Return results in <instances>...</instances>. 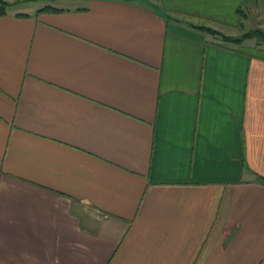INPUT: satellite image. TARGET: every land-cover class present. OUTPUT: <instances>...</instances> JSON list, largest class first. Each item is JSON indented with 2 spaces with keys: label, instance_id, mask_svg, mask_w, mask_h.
I'll return each mask as SVG.
<instances>
[{
  "label": "crops",
  "instance_id": "crops-1",
  "mask_svg": "<svg viewBox=\"0 0 264 264\" xmlns=\"http://www.w3.org/2000/svg\"><path fill=\"white\" fill-rule=\"evenodd\" d=\"M3 1L0 264H264V0Z\"/></svg>",
  "mask_w": 264,
  "mask_h": 264
},
{
  "label": "trees",
  "instance_id": "trees-1",
  "mask_svg": "<svg viewBox=\"0 0 264 264\" xmlns=\"http://www.w3.org/2000/svg\"><path fill=\"white\" fill-rule=\"evenodd\" d=\"M6 8H7V3L3 0H0V15L4 14L6 12ZM197 28H199L200 30H203V31L210 32L214 35L219 34V35H221V37L224 41H232L233 43H237V44H239L243 39L249 38L252 36H257V37H259V39L263 37V39H264V33H263V31H260V30L250 31V32L246 33L245 35H243L242 38H237V37H231V36L224 35L223 33L221 34L220 32H218L212 28H209V27L201 26V27H197Z\"/></svg>",
  "mask_w": 264,
  "mask_h": 264
},
{
  "label": "rangeland",
  "instance_id": "rangeland-1",
  "mask_svg": "<svg viewBox=\"0 0 264 264\" xmlns=\"http://www.w3.org/2000/svg\"><path fill=\"white\" fill-rule=\"evenodd\" d=\"M67 2H64V4H66ZM259 16L260 17H258V15L257 14H252V19H254V21H256L255 22V25H256V23H257V21L258 22H261V24H264V21H262V19L264 20V17H262V15H260L259 14ZM217 31V30H216ZM253 31V30H252ZM260 31H262V30H260ZM219 32V31H218ZM210 33V32H209ZM221 33V32H220ZM212 34V33H211ZM222 34V33H221ZM224 34V33H223ZM214 35V34H213ZM225 35V34H224ZM217 40L219 41V42H228L227 44H231V45H235V46H238V47H242V45L241 44H239V45H236L237 43H233L232 41H224L223 39H222V37H221V35H219V34H217ZM256 38L258 39V40H260L261 41V44H264V39H263V37L262 38H260L259 39V37H257L256 36ZM252 45V44H251ZM263 47H264V45H262Z\"/></svg>",
  "mask_w": 264,
  "mask_h": 264
}]
</instances>
